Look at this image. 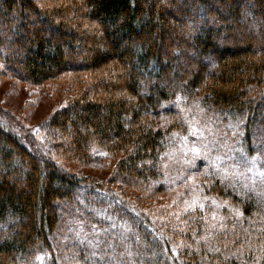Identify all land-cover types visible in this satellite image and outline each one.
Listing matches in <instances>:
<instances>
[{"label":"trees","instance_id":"trees-1","mask_svg":"<svg viewBox=\"0 0 264 264\" xmlns=\"http://www.w3.org/2000/svg\"><path fill=\"white\" fill-rule=\"evenodd\" d=\"M0 65L78 91L47 159L0 121V264H264V0H0ZM180 101L233 136L230 163L189 168L203 209L156 214L72 173L121 155L115 177L162 203Z\"/></svg>","mask_w":264,"mask_h":264},{"label":"rangeland","instance_id":"rangeland-1","mask_svg":"<svg viewBox=\"0 0 264 264\" xmlns=\"http://www.w3.org/2000/svg\"><path fill=\"white\" fill-rule=\"evenodd\" d=\"M55 83H59L60 87H56ZM69 84L57 80L43 85H33L0 74V121L23 137L36 155L42 159L49 157L48 146L44 148L47 141L43 139L48 130L46 122L53 114L65 109L78 92ZM205 110L199 108L193 101L186 105L181 101L166 105L165 117H161L159 126H164L160 124L170 125L171 131L176 136L171 140L164 157L165 176L173 190L170 193H162L166 198L162 200V203H157L158 200L153 201L146 196L145 198L149 200L140 202L138 191L115 177L116 164L122 159L121 155L98 152L102 158L101 162L97 163L99 165H73L72 173L88 179L92 184L112 188L140 209L154 211L156 214L160 204L162 206L166 204L167 208L162 214L170 217L175 211H186L188 205L193 202L204 205L202 188L198 186L196 177L191 179L189 168L202 159L203 154L208 153L213 165L216 160L230 163L233 139V136L223 135L221 131L214 129V121L210 122L213 115ZM193 149L196 151L194 152ZM216 205L221 206L220 203ZM151 215L154 217L153 214ZM62 228L65 226L62 225ZM47 261L46 257H39L35 264H47Z\"/></svg>","mask_w":264,"mask_h":264},{"label":"snow or ice","instance_id":"snow-or-ice-1","mask_svg":"<svg viewBox=\"0 0 264 264\" xmlns=\"http://www.w3.org/2000/svg\"><path fill=\"white\" fill-rule=\"evenodd\" d=\"M0 67H2V65H0ZM193 151L195 152L196 149H193ZM197 207L200 209H203L204 206L202 204L197 205L195 202H193V204L188 205V207L186 208V211H188V210L196 211ZM201 239H204V238L202 237ZM216 251L218 252L219 249H216Z\"/></svg>","mask_w":264,"mask_h":264}]
</instances>
